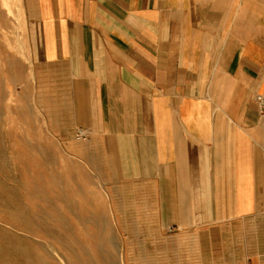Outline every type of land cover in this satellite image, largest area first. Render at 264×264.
Returning <instances> with one entry per match:
<instances>
[{
	"label": "crops",
	"instance_id": "crops-1",
	"mask_svg": "<svg viewBox=\"0 0 264 264\" xmlns=\"http://www.w3.org/2000/svg\"><path fill=\"white\" fill-rule=\"evenodd\" d=\"M34 5L47 78L85 132L79 171L127 238L264 264V0Z\"/></svg>",
	"mask_w": 264,
	"mask_h": 264
},
{
	"label": "rangeland",
	"instance_id": "rangeland-1",
	"mask_svg": "<svg viewBox=\"0 0 264 264\" xmlns=\"http://www.w3.org/2000/svg\"><path fill=\"white\" fill-rule=\"evenodd\" d=\"M47 77L34 0H0V264H207L201 248L170 240L158 255L127 238L99 178L79 171L67 89Z\"/></svg>",
	"mask_w": 264,
	"mask_h": 264
},
{
	"label": "built area",
	"instance_id": "built-area-1",
	"mask_svg": "<svg viewBox=\"0 0 264 264\" xmlns=\"http://www.w3.org/2000/svg\"><path fill=\"white\" fill-rule=\"evenodd\" d=\"M258 99L261 101L262 104H264V97L262 95H258ZM263 108H264V105H263ZM78 137L81 139L85 138V132L83 131V129L79 130Z\"/></svg>",
	"mask_w": 264,
	"mask_h": 264
}]
</instances>
